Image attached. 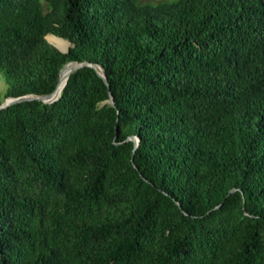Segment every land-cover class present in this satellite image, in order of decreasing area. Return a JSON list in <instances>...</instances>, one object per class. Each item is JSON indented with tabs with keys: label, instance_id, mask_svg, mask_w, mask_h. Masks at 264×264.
<instances>
[{
	"label": "trees",
	"instance_id": "obj_1",
	"mask_svg": "<svg viewBox=\"0 0 264 264\" xmlns=\"http://www.w3.org/2000/svg\"><path fill=\"white\" fill-rule=\"evenodd\" d=\"M73 61L0 110V264H264V0H0V104Z\"/></svg>",
	"mask_w": 264,
	"mask_h": 264
},
{
	"label": "water",
	"instance_id": "obj_2",
	"mask_svg": "<svg viewBox=\"0 0 264 264\" xmlns=\"http://www.w3.org/2000/svg\"><path fill=\"white\" fill-rule=\"evenodd\" d=\"M52 35H54V34H52ZM47 38H48V41L49 42L53 43L50 40L49 37H47ZM59 38H61V37H59ZM62 39H64V38H62ZM67 41H68L69 45L67 46L66 49H61L56 44H54V43L53 44L55 46H57L61 51H63V52H69L70 51V47H71V42L69 40H67ZM85 66L96 67L99 75L108 84V77H107V74H106V72H105V70H104V68L102 66H97L96 64L91 63V62H88V61H84V62L73 61V62H69V63L65 64L64 67L61 69L59 82L57 84L56 89L53 92H51L49 94H45V95L26 94V95H22V96H19V97H9L2 104H0V110H2L4 108H8V107H10L13 104L20 103V102H23V101L38 100V101H42L44 103H53V102L57 101L61 97V93H62V91H61V93L58 94V89H59V86L61 84V79H62V76H63L64 71L65 70H68V73H69V75L67 77V81H68L70 75L74 71H76V70H78V69H80L82 67H85ZM67 81H66L65 85L67 84ZM65 85H64V87H65ZM108 102L111 103L112 105H115V101H114V98L113 97H111L108 100ZM129 139L134 141V143H135V149H136L139 146V143H140L139 138L137 136L132 135V136L129 137Z\"/></svg>",
	"mask_w": 264,
	"mask_h": 264
},
{
	"label": "bare ground",
	"instance_id": "obj_3",
	"mask_svg": "<svg viewBox=\"0 0 264 264\" xmlns=\"http://www.w3.org/2000/svg\"><path fill=\"white\" fill-rule=\"evenodd\" d=\"M68 75H69L68 70H65L63 73L62 79H61V84H60L59 89H58V94H60L62 89L64 88V85L67 81Z\"/></svg>",
	"mask_w": 264,
	"mask_h": 264
},
{
	"label": "rangeland",
	"instance_id": "obj_4",
	"mask_svg": "<svg viewBox=\"0 0 264 264\" xmlns=\"http://www.w3.org/2000/svg\"><path fill=\"white\" fill-rule=\"evenodd\" d=\"M143 2H151V3H158V2H165V1H172V0H142ZM3 82L0 81L1 89L4 90Z\"/></svg>",
	"mask_w": 264,
	"mask_h": 264
}]
</instances>
